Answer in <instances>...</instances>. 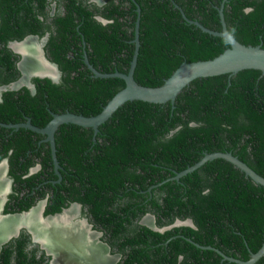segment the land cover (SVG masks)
I'll return each instance as SVG.
<instances>
[{"label": "trees", "instance_id": "16d2710c", "mask_svg": "<svg viewBox=\"0 0 264 264\" xmlns=\"http://www.w3.org/2000/svg\"><path fill=\"white\" fill-rule=\"evenodd\" d=\"M52 2L55 11L49 14ZM221 2L0 0V83L19 74L18 56L7 43L28 34L48 33L44 49L61 73L58 82L32 78L33 93L26 87L3 92L0 121L29 118L42 127L51 113L97 114L124 81L93 76L84 57L100 72H126L136 21L139 47L133 77L141 85H160L183 61L218 55L228 43L188 20L220 30ZM222 11L238 41L264 47V0H225ZM42 137L27 128L0 126V158L8 156L15 182L29 187L41 175L25 176L33 164L27 150L36 155L44 151L41 163L52 168L48 143L37 146ZM54 141L61 180L53 183L58 175L48 170L52 179L46 187L53 205L46 212H58L67 199L87 207L95 220L108 223L111 243L125 256L123 264H238L194 243L247 260L264 241V186L230 162L215 158L172 178L214 151L231 152L264 177V74L258 70L196 78L173 103L127 101L96 133L61 124ZM20 155L27 157L20 161ZM146 213L154 215L158 227L187 218L193 226L155 231L138 223ZM23 244L17 241L16 264H41L34 254L25 256ZM8 260L3 257L2 264H10ZM254 264H264V255Z\"/></svg>", "mask_w": 264, "mask_h": 264}, {"label": "water", "instance_id": "95a60500", "mask_svg": "<svg viewBox=\"0 0 264 264\" xmlns=\"http://www.w3.org/2000/svg\"><path fill=\"white\" fill-rule=\"evenodd\" d=\"M98 4L103 3V0H95ZM222 0L220 6L218 7V16L220 21V30L209 29L197 21L188 20L191 23L197 25L202 31L210 33L212 35L219 36L223 38L229 45L218 55L204 60L196 61H183L181 62L173 72L164 79V81L158 86H145L137 83L133 77V72L137 60L139 40H138V21L135 22L134 29V49L132 57L129 63V67L126 72L113 71L108 73H103L96 70L84 57V63L87 68L90 70L93 76L95 77H118L124 81V86L119 89L102 107V109L94 115H82L79 113H73L70 111H65L62 113H51V119L42 127L33 125L28 120L25 123L18 124H1L5 127L18 128L24 127L38 134H43L45 140L50 146V153L55 169V173L60 176L58 172L59 164L55 155V141H54V132L61 124H75L81 127H90L93 130V133H96L98 126L106 121L113 112L124 104L127 101H146L150 103L163 104L166 102L173 103L176 96L179 92L187 86L192 80L201 77L214 76L220 74L233 75L244 69H255L260 71L261 74H264V47L258 45L243 44L238 41L231 32L228 31L224 16H223V2ZM184 16V14H183ZM97 20L105 23L106 20L100 16H96ZM28 38H36L35 36ZM25 43L24 41H13L10 45L14 51H19L16 46ZM22 53V52H21ZM42 54V52L40 51ZM23 54V53H22ZM41 56V55H40ZM40 59L51 66L53 76L48 75L43 72H31V75L37 77H47L53 82H58L59 72L55 64L44 60L42 56ZM24 60V57H23ZM215 158H221L230 162L235 168L239 169L246 177L251 179L254 183L264 186V177L255 172L251 167H249L245 162L240 160L237 156L233 155L229 151H214L210 153H204L203 156L197 160L194 164L187 166L185 169L174 173L172 178H178L188 172L193 171L208 160ZM145 218H148V221H144ZM142 223L155 231H164L167 228L173 226L189 225L193 226L191 219L187 218L184 220L175 219V221L164 227H158L155 223V219L152 214L147 213L143 219ZM25 224H19L14 231L9 232L6 237L13 235L20 229V227H25ZM28 229V228H27ZM197 247L202 249H213L216 251L222 259L233 261L238 264H254L262 255H264V241L261 246L255 251L251 252L247 260H241L231 256L225 255L222 251L211 246H202L197 243H194Z\"/></svg>", "mask_w": 264, "mask_h": 264}, {"label": "flooded vegetation", "instance_id": "af4514ba", "mask_svg": "<svg viewBox=\"0 0 264 264\" xmlns=\"http://www.w3.org/2000/svg\"><path fill=\"white\" fill-rule=\"evenodd\" d=\"M92 1L96 2L95 0H92ZM96 4L102 5L103 3L98 4L96 2ZM49 9H50L49 14H53L55 11L54 2L50 4ZM29 36L31 37L35 36L36 38H28ZM47 38H48V33H45L44 35L40 37L37 35L28 34L21 40H12L7 43V47L18 56V59L15 62V66L19 74L17 75L15 79H12L11 81L7 83H0V102L2 100L3 92H6L8 90L17 91L21 89L22 87H26L27 89H29L31 93L35 91V86H34V83L32 82V78L37 77V76L31 75L30 73L37 72V71L26 70L24 66L27 62L23 60V54L21 52L14 51L10 44L13 41H24L25 43L30 42L31 47L33 49L36 48L35 50H36V55L38 56V58L42 56L44 60H47L55 64L54 62L49 60V57L47 56V52L44 49ZM40 51L42 52V54L40 53ZM41 64L43 65L42 72L47 71L46 66L49 64L47 63H41ZM55 66L57 68V71L59 72V75L61 76L58 66L56 64ZM60 76H59V79H60ZM38 78H47V77H38ZM28 120L30 121L29 118H25L24 121H18V122H1L0 121V126H2L1 124L3 123L4 124H18V123H25ZM2 127H5V126H2ZM5 128H10V127H5ZM19 128H24V127H18L16 129L11 128V129L18 130ZM42 142L43 143L47 142L45 140V136L37 140V146H40ZM31 153H32L31 150L26 151V155H29V157H31L33 164L30 165L25 176H30L37 172H41V175H39L36 178L35 180L36 183L29 187L27 186L25 182L18 183L14 181L13 176L10 174V165H9L8 156L0 158V169L1 168L4 169L3 174L1 175V178L6 183L4 191L0 193V219L12 218L15 216H20V215L22 216L23 214L24 215L28 214L33 208L40 207L38 209V217H39L38 220L43 221V222L48 221L49 223L53 221L55 222L58 219L59 223H61L62 226H71V229L74 230L76 234V243L79 241L78 244L75 243L74 245L75 255L80 254L78 251V248H80L81 250L83 249V252L85 253L83 256V261L87 262V260L91 258L90 261L92 264H95V263L97 264H123L125 256L122 254V252H120L119 250L120 247H118L117 245H113L111 243L110 237H111L112 231L111 229L109 231V228L107 227L108 223H106L105 225L104 223H101L95 220L92 217L93 215L91 216L87 212L88 211L87 207H83L82 204L79 202L68 201L67 199L63 203L56 202V203H60L59 205L60 210L58 212H48V213L46 212L47 210H50L53 205L50 199L51 196L49 193V191L51 192V190H49L46 187L47 182L52 179L50 177H47L48 170L52 169L55 173V169H54V165H53V161H52V157L50 153V146H49V153L51 157L52 168H50V165L48 164L47 165L45 164L43 166L41 163V157L43 156V154H45L44 151H41V153L38 155L31 154ZM8 154H10V152H8ZM26 155H20L19 160L23 161L25 157H27ZM59 168H60V165H59ZM60 180H61V175L57 176V179L51 180V181L53 183H56V182H60ZM41 191H48V192L44 193V195L41 197L39 196L41 194ZM62 194L66 195V192L62 190ZM29 202H30V205L27 208H23L24 205ZM146 214H144L138 220L139 224L144 225L142 223V219ZM122 218H125V217L122 216ZM48 223H45L44 225ZM12 231H14V228H12L10 232ZM5 236L1 237L0 239V264L3 263V257L9 258L10 260L8 261L10 264H16V258L20 257L17 254V249L19 247L17 245V241L19 240L24 241V244L22 245L21 248L23 249L25 256L29 258L30 256L34 254V256L40 260L41 264H78L80 261L79 255L75 256L69 253L67 255H62L61 250L59 252V257L57 259L53 248H48L47 246L42 244V242L37 237H34L36 235H34L29 228L27 229V226L26 228L20 227V229H18V231H16L15 234L11 236L9 235V237L5 238ZM89 239H91V241ZM4 252H8V253L6 255H3ZM86 257H89V258H86ZM68 260L70 261V263H68L69 262Z\"/></svg>", "mask_w": 264, "mask_h": 264}, {"label": "bare ground", "instance_id": "6f19581e", "mask_svg": "<svg viewBox=\"0 0 264 264\" xmlns=\"http://www.w3.org/2000/svg\"><path fill=\"white\" fill-rule=\"evenodd\" d=\"M16 47L23 53L24 60L25 62H27L24 66L26 70L42 72L43 65L41 63H45V62H43L40 58H38V56L36 55V50H35L36 48L33 49L31 47L30 42L23 43L20 45V47L19 45H17ZM46 68H47V71H43V72L53 76L51 66L47 65ZM3 170H4L3 168L0 169V193L4 191L5 186H6L5 181H3L1 178V175L3 174ZM39 208L40 207L33 208L28 214H25V215L23 214L22 216L20 215V216H15L12 218L0 219V239L1 237L9 233L12 228L15 229L17 225L25 224L27 225V228H29L32 231V233L36 235L34 237H37L42 242V244H44L48 248H53L57 259L59 257L60 250L62 252V255H67L68 253L71 255H75L74 245L76 243V234L74 230L71 229V226H62V224L59 223L58 219L55 222L53 221L49 223L48 221L43 222V221L38 220L39 219L38 217ZM145 221H148V218H145ZM45 223H48V224L44 225ZM89 240L91 241V239ZM78 242L76 244H78ZM78 251L80 253L78 254L79 260H80L78 264H92L90 261L91 258L89 257H86V258H89L87 262L83 261V256L85 254L83 252V249L81 250L80 248H78ZM78 255H75V256H78ZM68 263H70V261Z\"/></svg>", "mask_w": 264, "mask_h": 264}]
</instances>
